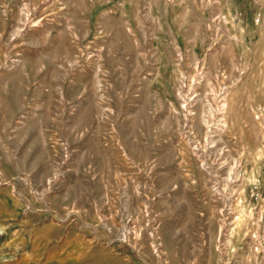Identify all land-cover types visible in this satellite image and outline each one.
<instances>
[{"label":"rangeland","instance_id":"1","mask_svg":"<svg viewBox=\"0 0 264 264\" xmlns=\"http://www.w3.org/2000/svg\"><path fill=\"white\" fill-rule=\"evenodd\" d=\"M0 264H264V0H0Z\"/></svg>","mask_w":264,"mask_h":264},{"label":"bare ground","instance_id":"2","mask_svg":"<svg viewBox=\"0 0 264 264\" xmlns=\"http://www.w3.org/2000/svg\"><path fill=\"white\" fill-rule=\"evenodd\" d=\"M221 86V85H220ZM211 87H213V86H211ZM230 87V86H229ZM229 87H227V86H221V89H220V94H219V97L221 96V101H222V109L224 110L225 109V107H226V99L228 98L227 97V92H228V90H229ZM224 99V100H223ZM212 105V104H211ZM208 106V105H207ZM219 108H221V107H219ZM218 108V110H220ZM208 108H206V110H207ZM214 109V108H213ZM228 110V109H227ZM204 112V111H203ZM212 116V115H211ZM221 116H223V115H220V117ZM225 117V116H224ZM203 118V117H202ZM220 120V119H219ZM221 121V120H220ZM208 122V121H207ZM217 123V122H216ZM218 124V123H217ZM223 124H225L224 122H220V126H223ZM203 125V124H202ZM214 127V126H213ZM224 127V126H223ZM217 129V128H216ZM213 130V129H212ZM215 132V131H214ZM212 134V133H211Z\"/></svg>","mask_w":264,"mask_h":264}]
</instances>
